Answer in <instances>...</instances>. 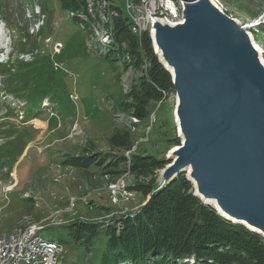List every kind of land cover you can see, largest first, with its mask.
Instances as JSON below:
<instances>
[{"label": "rangeland", "instance_id": "obj_1", "mask_svg": "<svg viewBox=\"0 0 264 264\" xmlns=\"http://www.w3.org/2000/svg\"><path fill=\"white\" fill-rule=\"evenodd\" d=\"M0 1L6 6L0 12V60L18 71L12 87L24 94L0 98V234L32 228L43 239L62 242L74 221L115 224L150 200L151 192L144 196L135 184L157 181L168 151L180 144L171 79L172 91L152 83L161 95L145 108L132 104L129 95L152 65L145 51L149 45L155 53L149 31L135 32L144 54L136 63L126 51L117 53L114 42L111 22L119 12L126 15L124 0H86V8L66 13L57 0L45 13L44 0ZM216 1L247 26L264 58V0ZM3 86L0 81V91ZM39 93L48 102L29 113L30 96ZM113 134L127 137L128 145H112ZM83 154L95 156L94 162L69 161ZM134 156L163 165L133 171ZM81 255L66 243L57 264H75Z\"/></svg>", "mask_w": 264, "mask_h": 264}, {"label": "water", "instance_id": "obj_2", "mask_svg": "<svg viewBox=\"0 0 264 264\" xmlns=\"http://www.w3.org/2000/svg\"><path fill=\"white\" fill-rule=\"evenodd\" d=\"M183 8L184 25L153 19L151 26L162 56L175 67L173 80L154 49L179 95L186 141L172 153L175 159L168 151L158 188L185 173L193 194L219 215L197 193L193 179L203 196L217 198L229 213L264 232V71L242 26L221 9L208 0H186ZM188 164L191 175L184 168Z\"/></svg>", "mask_w": 264, "mask_h": 264}, {"label": "trees", "instance_id": "obj_3", "mask_svg": "<svg viewBox=\"0 0 264 264\" xmlns=\"http://www.w3.org/2000/svg\"><path fill=\"white\" fill-rule=\"evenodd\" d=\"M57 2L64 13L84 9L87 4L86 0ZM4 4L0 1L2 14L5 13ZM40 8L44 13L46 9L51 10L52 1L44 0ZM5 21L9 23L7 17ZM111 24L114 26L117 53L124 54L126 51L138 63L144 55L143 48L138 47L126 15L119 12V16L112 18ZM145 51L152 65L147 75L139 77L138 84L129 94L133 98L132 104L141 107L159 98L161 94L156 87L173 90L169 72L151 52L149 45ZM10 68L13 69L7 62L0 63L4 92L23 98L24 94L12 87L18 80V71H11ZM44 96L41 93L30 96L29 113L34 114L33 109ZM144 112L142 108L136 114L143 117ZM109 141L112 145H128L127 137L122 140L121 135L119 139L113 134ZM175 142H179V137ZM69 158L71 163L85 166L95 160V156L84 154ZM122 159L126 158L123 156ZM159 162L157 159L134 156L132 169L136 171L153 164L160 167L163 164ZM165 162L168 163L169 159ZM134 188L144 196L151 192L150 200L132 213L127 211L125 217L117 219L115 224L77 220L67 225L68 239L60 243L81 249L83 260H77L75 264H177L191 257L197 263L209 260L213 264H264V237L242 224L225 219L213 207L204 204L193 194L192 183L185 173H180L161 188L154 179L150 184L136 183Z\"/></svg>", "mask_w": 264, "mask_h": 264}, {"label": "bare ground", "instance_id": "obj_4", "mask_svg": "<svg viewBox=\"0 0 264 264\" xmlns=\"http://www.w3.org/2000/svg\"><path fill=\"white\" fill-rule=\"evenodd\" d=\"M185 1L186 0H174L175 12L174 11L154 12V11H152L151 3L148 0H131V4L137 10V18H139V20H140L138 28L135 27L134 21H128V16L126 14L127 21L130 24V29H131V32L133 34L138 36V34L135 33L138 31H140V32L149 31V33H152L151 36H152L153 47L156 50V52L159 54V57H160L161 61L163 62L164 66L167 67L170 70V72L172 73L173 80H175V76H176L175 67L173 65H169L168 62L162 56L163 55L162 50L159 47L158 42L156 41V32H155V30L151 31V26H152L153 19H157V21L161 22V24H167L169 26H173L176 24L184 25L185 20H183V9H184L183 4ZM208 1L220 9V6L218 5L216 0H208ZM232 21L235 25H241L242 26L243 33L247 37V41H248L252 51L254 52L255 58H256L257 62L262 66V69L264 71V58L262 56V53L259 51L257 45L255 44L254 38H253L252 34H250L247 26H244L235 18H232ZM175 99L176 100H175V108H174V117L176 119V126L178 129V133H180V135L182 136V143L172 147L170 149V152H169L171 154L176 152V151L182 150V148L184 147V144L186 142L184 140V136L182 134V122H181V117L179 114L180 99H179L178 94L176 95ZM176 156L177 155L172 154V158L174 157V159H175ZM169 165H172V164H169ZM184 168H185L186 172L188 173V175L192 174L191 164L185 165ZM162 175H163V172H162ZM193 181L195 183L197 193L204 198L203 200L205 202L211 203L212 205L217 207V209H219L220 213L226 219L241 223V224L247 226L250 230L257 231V232H263V231H261L260 226L254 224V223H252V222H250L244 218H241V217H238L236 215L229 213L227 210H225L220 205L217 198L203 196V194L198 191V186H197L196 181L194 179H193ZM41 229H39V231ZM25 233H29V238L31 241V246H27V256H34V250H38L39 245L52 246L53 249L58 251V255L62 250L61 246L56 241L43 239L42 237H40L37 234V230H34L32 228L31 229L30 228H27V229L24 228L21 230H13V231H10L8 233L0 234V238L1 237L5 238V239H2V246H9V244H13V241H15L17 239V237H25ZM58 246L60 247V251H59ZM57 262H58V258H53V264H57Z\"/></svg>", "mask_w": 264, "mask_h": 264}, {"label": "built area", "instance_id": "obj_5", "mask_svg": "<svg viewBox=\"0 0 264 264\" xmlns=\"http://www.w3.org/2000/svg\"><path fill=\"white\" fill-rule=\"evenodd\" d=\"M128 21H134L135 27H139L140 20L137 18V10L131 4V0H124ZM152 5V11L165 12L174 11V0H148ZM0 238V264H53V258H58V251L52 246L39 245L38 250H34V256H27V246H31L29 233L25 237H17L13 244L2 246Z\"/></svg>", "mask_w": 264, "mask_h": 264}]
</instances>
